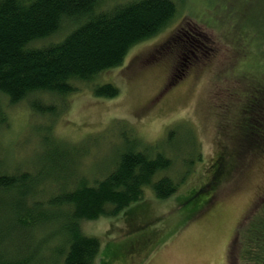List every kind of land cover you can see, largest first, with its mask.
I'll list each match as a JSON object with an SVG mask.
<instances>
[{"label":"rangeland","instance_id":"obj_1","mask_svg":"<svg viewBox=\"0 0 264 264\" xmlns=\"http://www.w3.org/2000/svg\"><path fill=\"white\" fill-rule=\"evenodd\" d=\"M176 1L178 13L160 33L95 80L115 84L117 97H99L86 82L63 101L46 92L31 96L58 105L60 114L51 118L35 114L27 99L10 105L0 96V156L13 166L34 161L49 124L67 143L99 139L82 160L90 176L93 163L109 165L120 144L117 121L149 143L177 129L171 148L184 153L188 131H196L203 158L176 194L159 199L148 188L118 215L82 222L83 232L101 241L98 264H249L240 254L244 232L264 210V146L241 135L262 133L254 125L264 129V0ZM69 29L33 44L59 41ZM60 246L52 239L51 252L41 250L38 262L57 264Z\"/></svg>","mask_w":264,"mask_h":264},{"label":"trees","instance_id":"obj_2","mask_svg":"<svg viewBox=\"0 0 264 264\" xmlns=\"http://www.w3.org/2000/svg\"><path fill=\"white\" fill-rule=\"evenodd\" d=\"M105 1L0 0V96L10 105L27 99L35 114L51 118L60 114L58 105L31 96L46 92L63 101L76 83L86 82L99 97H117L119 88L96 82L97 77L121 66L133 46L160 33L179 7L176 0H128L103 8ZM67 28L59 41L33 44ZM260 107L256 103L253 111L260 113ZM2 108L0 97L1 115ZM113 125L120 144L109 165L98 169L93 163L92 176L82 169V160L99 139L67 143L53 134L52 124L40 131V146L29 166H13L0 156V264H40L38 254L51 252L52 239L61 240L57 264H98L101 241L85 234L82 222L118 215L142 200L148 188L159 199L170 198L203 158L194 129L186 135L184 153L181 146L171 148L177 129L167 139L149 143L127 121ZM254 126L262 133L241 136L263 147L264 129ZM52 226L57 228L49 237ZM40 234L46 235L41 242ZM243 238L240 259L264 264V210Z\"/></svg>","mask_w":264,"mask_h":264},{"label":"flooded vegetation","instance_id":"obj_3","mask_svg":"<svg viewBox=\"0 0 264 264\" xmlns=\"http://www.w3.org/2000/svg\"><path fill=\"white\" fill-rule=\"evenodd\" d=\"M203 211H204V209H203ZM200 212H202V210Z\"/></svg>","mask_w":264,"mask_h":264}]
</instances>
